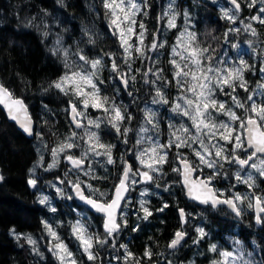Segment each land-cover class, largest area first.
Listing matches in <instances>:
<instances>
[{
	"label": "trees",
	"instance_id": "1",
	"mask_svg": "<svg viewBox=\"0 0 264 264\" xmlns=\"http://www.w3.org/2000/svg\"><path fill=\"white\" fill-rule=\"evenodd\" d=\"M238 2L241 10L236 14V23L232 24L223 18L225 8H232L227 0H179L176 7H171L176 14L177 26L169 31L168 38L164 41L166 46L160 49L164 55L157 66L164 69L167 74L173 72L169 63L172 59L168 54L169 46L175 41V36H180V33L187 29L188 32L195 33L202 48L215 49L211 54L216 60L223 57L233 59V63L239 62L235 52H244L241 59L253 66V70L244 73L249 92L263 84L264 74L260 72V68L264 67L262 52L260 50L255 52V47L253 46V49L251 43L264 47V24L258 21L254 23L255 36L244 31V24L250 17L257 15L258 9L264 4L257 3L255 7L250 8L247 6L250 0ZM106 11L103 0H0V82L16 98L25 102L35 121L34 137L28 138L17 130L15 124L8 121L0 109V169L4 177L0 183V264H59L46 249L50 243V236L44 227L45 223L57 231L60 240L73 253L77 264H135V259L124 261L125 252L120 247L121 244L127 245L128 251L134 258L139 259L140 264H212L218 257L216 253L209 251L210 246L215 244L220 251H233L234 247L230 244L232 239L241 241L246 252L248 249L253 251L251 257H247L245 253L244 258L246 257L252 264H264V223L257 224L255 212L247 207V201L240 205L243 209L240 217H236L224 207L206 210L203 213H197V208L190 209L183 196L181 176L172 171L174 167H178L174 157L169 164L164 165L161 178L156 179L155 183L148 184L146 195L139 194L136 187L130 189L128 202L123 208L127 225L122 228L115 241L109 239L103 246L94 243L92 251L97 256L94 261L88 259L80 241L70 231L64 233L60 230L64 223L65 228H69V218L64 219L61 216L60 220L58 211L53 212L48 204L39 202L44 194H52L55 197L58 193L57 186L62 185L60 180L65 181L63 185L67 187L70 196L72 187L68 181L75 182L78 179L77 172L88 171L89 164L91 174L79 179L82 182L81 186L87 195L91 194L92 189H98L99 192L105 193L101 199H108L113 194V186L121 175L122 161H129L133 169L136 167L133 152L128 149L134 150L138 130L143 123L141 113L142 103L145 101L142 92L143 81L142 76H137L135 88L129 89L136 97L134 102L133 97H129L115 80V74L110 70L111 61L105 54L115 53L117 62L122 63L120 55L123 49L118 36L113 35V29L109 27L110 19L106 16ZM150 14L151 18L156 15L158 17L156 8H152ZM146 18L148 15L144 19ZM30 19L39 27L27 25ZM235 27L241 31L238 34H230L228 37L230 42L225 43L224 33ZM45 31L49 33L47 37L43 35ZM58 37L62 47L68 49L70 61L83 64L77 56L71 55L77 51H82L89 59L102 58L104 68L100 73V79L104 83L99 85L101 95L108 96L110 101L114 100L133 116L131 122L125 121L121 125V131L125 127L132 129L128 134V144H124L123 137L118 136L106 123L95 130L99 133L102 143L115 146L112 149L114 164H107L106 157L98 156L86 160L82 170L72 169L65 161H62L58 168L48 169V165L52 164V150L73 131L77 134L84 131L76 129L70 119L69 101L76 102L74 98L55 87H50L68 71L64 67L63 54L56 56L50 51ZM90 39L93 42H89ZM146 42L151 43V40ZM232 44L238 47L233 48ZM140 65L143 68L141 60L136 59L132 64L133 70ZM117 88L120 90L117 91ZM225 91L229 89L226 88ZM237 94L243 100L248 92L237 88ZM217 98L228 101L229 106L231 105L230 97L217 93ZM148 99L150 102L151 96H148ZM158 111L161 116L159 139L165 143L170 134L165 118L168 113ZM237 112L244 113L240 109H237ZM93 114L95 119L102 116L100 111H93ZM218 118L227 119L224 116ZM171 122L190 125L187 118L179 116H173ZM77 142L80 147L72 154L79 157V151L85 142L79 138ZM228 148L230 150L231 145H228ZM183 153L190 161L196 162L191 149H184ZM225 170L232 175L236 167L225 165ZM210 173L211 170L207 168L199 172L204 177ZM255 177L256 188L253 191L264 196V177H259L258 174ZM30 178L37 180V187L34 190L28 184ZM212 182L216 190L226 194L230 184L235 183L220 176ZM88 184L92 185V189L86 187ZM232 191L251 194L243 184H237ZM141 201H147L145 206L152 212L148 219H143ZM165 205L167 207H164ZM179 209L195 211L197 214L192 212V218H196L197 227L203 228L207 235L197 244L194 243L198 239L196 232L191 242L171 251L168 245L174 234L178 230H184ZM93 217L91 224L94 234L103 237L105 233L101 216ZM13 229L16 234H21V239L17 240L12 234ZM26 236L36 240L35 247L39 250V255L33 251V246L27 243L24 238ZM113 243L115 248L112 247ZM146 249L152 252L151 259L144 256Z\"/></svg>",
	"mask_w": 264,
	"mask_h": 264
},
{
	"label": "snow or ice",
	"instance_id": "2",
	"mask_svg": "<svg viewBox=\"0 0 264 264\" xmlns=\"http://www.w3.org/2000/svg\"><path fill=\"white\" fill-rule=\"evenodd\" d=\"M229 2L233 7L223 11V18L235 24L236 14L240 11V2L238 0H229ZM257 3L264 4V0H250L247 6L255 7ZM103 6L107 10L106 16L110 19L109 27L113 29V35H118L120 46L123 49L122 63L117 62L115 53L105 54L111 61L110 70L115 74V80L130 97H133L135 102L136 97L133 91L129 89L135 88L137 77L133 72L139 73L141 69L133 70L132 64L136 59L141 60L142 64L144 61H150L152 66H144L142 81L143 84L150 85L155 91L151 103L154 105L169 104L163 89L174 82L178 89V95L172 102L171 112L175 116L187 118L191 123L190 125L183 122L177 124L170 120L168 125L169 138L165 143H161L158 134L157 113L146 106L143 109V123L139 127L135 141L137 150L128 149V151L133 152L140 167L134 170L128 161H122V172L118 182L113 186V194L110 198L101 199L105 193L99 192L98 189H92L90 184L86 187L92 189L91 194L85 195V189L82 188V182L79 179L75 182L68 181L80 200L104 215L103 229L105 235L103 237L89 234L79 221L72 226L73 234L80 241L88 259L94 261L97 258L92 251L94 243L103 246L108 243L109 239L115 241L122 228L127 225L123 211L128 202L126 194L132 186L138 183H155L163 165L168 163L169 150L173 147L177 150L174 160L178 167H174L172 171L182 177V183L192 199L203 204L210 203L214 208L217 205L225 204L236 216L242 215L243 209L240 205L247 201V207L255 212L256 222L258 224L264 223V215H262L264 214V196L253 191L256 188V177L252 171H247L248 169L254 170L259 177H264V84L258 85L256 89L249 92L248 82L244 77V73L253 70V66L244 59L239 60L238 66H228V62L223 57L216 60L215 56L211 54L215 52V49L202 48L197 42L195 33L185 29L180 33L176 45L171 50L172 59L169 63L173 66L174 71L173 79L169 81L162 75L163 69L154 67L156 59L159 57V50L165 47V42L159 40L157 36L159 30L152 33L153 39L148 45L144 44L147 29L142 21L138 25L140 31H136V16L142 12V8L150 7L147 0H141L140 3H137V0H103ZM261 14H264V6L258 9V14L252 16L251 20L264 24V16ZM143 15L147 16V12L143 11ZM164 17L168 18V28L176 27V14L171 5L169 11L163 13L158 19ZM27 25L39 27L33 23L32 19L27 21ZM44 26L47 27L46 24ZM240 31L241 29L238 27L229 28L224 33L225 43L230 42L228 40L230 34H238ZM244 31L250 32L253 36L256 35V30L251 23L244 25ZM43 35L47 37L49 33L45 31ZM133 36L136 37L137 42L135 44L130 42ZM89 42L93 41L90 39ZM231 46L233 48L238 47L236 44ZM50 51L56 56L62 53L64 67L68 69L50 87H55L65 95H71L75 101L79 102L69 101L71 122L75 128L85 129L84 135L79 137V139L84 140L86 145L81 150V155L77 157L72 154H65L64 159L72 165V169L76 170L83 169L85 160L90 154L104 156L107 164H114L112 149L115 146L102 143L99 133L89 129L98 130L102 124L106 123L116 131L118 136L123 137L124 144H128V134L132 129L125 127L121 131V125L125 121L131 122L133 116L127 112L126 108L117 105L114 100L110 101L108 96L101 95L99 85L104 83L100 79V73L104 68L102 58L89 59L82 54V51H77L71 55L77 56L79 61H83V64L70 61V53L68 49L62 47L59 37ZM153 52L156 53L155 59L150 55ZM260 72L264 74V67L260 68ZM150 76L154 79H149ZM226 88L229 91L226 92ZM237 88L248 92L245 99L242 100L239 97ZM119 90L117 88V91ZM217 93L230 97L231 106H229L228 101L219 100ZM0 104L4 105L12 120L17 121L26 133L32 134V121L27 115L24 102L16 98L2 83H0ZM90 107L100 111L102 116L97 119L88 118L86 113ZM236 109L243 110L244 115H237ZM220 116L227 119H219ZM150 133H154V135ZM77 137L78 134L73 131L70 136L52 150L53 163L48 165V169L59 163L58 157L61 153H69L70 150L80 147ZM228 145H231L230 150ZM183 148L191 149L192 154L196 157L195 163L180 151ZM41 159L43 158L41 157ZM225 165L235 166L234 174L229 175L225 170ZM205 168L211 170L210 175L192 179L193 173L203 172ZM90 170L91 164H89V170L85 171L84 174L90 175ZM218 176L235 181V183L230 184L227 195L225 192L212 187V181ZM3 179L4 177L0 175V180ZM60 183L63 184L65 181L60 180ZM28 184L36 187L37 180L30 178ZM237 184L246 185L251 194L232 191ZM57 192L63 195L61 189L57 188ZM141 195H146V192H141ZM47 200V196H42L39 202L44 204ZM146 203L147 201L140 202V209L144 213L143 219H148L152 215L149 208L145 206ZM51 211L55 212L56 209L52 208ZM179 214L181 221L186 223L187 214L184 209H179ZM44 227L49 236L52 237L49 251L56 256L60 264H77L73 253L60 240L53 228L47 223L44 224ZM196 232L198 239L194 243L198 244L207 234L203 228H197ZM12 234L17 240L21 239V234H16L14 229ZM185 236L186 232L178 230L168 247L176 249L181 245ZM24 238L28 244L33 246V251L39 255V250L35 247L36 240L31 236ZM235 243L240 244L239 241ZM112 247L115 248V243L112 244ZM120 247L125 250L123 257L125 262L135 259V264H140L139 259L134 258L133 254L128 251L127 245L121 244ZM209 251L216 253L218 257L212 261V264H252L250 260L244 258L245 254L240 248L236 251H220L217 245L213 244ZM247 255L251 257L252 253L249 252ZM144 256L151 259L152 252L146 249Z\"/></svg>",
	"mask_w": 264,
	"mask_h": 264
},
{
	"label": "rangeland",
	"instance_id": "3",
	"mask_svg": "<svg viewBox=\"0 0 264 264\" xmlns=\"http://www.w3.org/2000/svg\"><path fill=\"white\" fill-rule=\"evenodd\" d=\"M140 2H141V0H140ZM140 2H138L137 1V3H140ZM159 0H157V3L159 4ZM221 4V1H219L218 2V5H220ZM262 6H264V5H262ZM229 9H231V8H225V10H229ZM143 11H146L147 12V15H148V12H149V7H147V8H142V12L140 13V14H138L137 16H136V20H137V23H138V19L140 18V22L142 21V22H144V18L146 17L145 15H143ZM262 16H264V14H262ZM156 18H157V16H155L154 17V19L156 20ZM168 19V18H167ZM167 22V21H166ZM176 22V21H175ZM253 22V23H252ZM248 23H251L252 24V26L254 27V23H256V21H253V20H251V17H250V19H248V22L246 23V24H248ZM176 24V23H175ZM244 24V23H243ZM245 25V24H244ZM176 26H177V24H176ZM158 28V25L156 26V29ZM156 29H155V31H156ZM170 29H174V28H169L168 30L170 31ZM118 36V35H117ZM179 36H175V41H173L171 44H170V46H169V48H170V52H168V54H169V57L170 58H172V54H171V50H172V47L173 46H175L176 45V43H177V38H178ZM134 38H135V36H133L132 38H131V43H136V41H134ZM165 46H166V43H165ZM251 46H252V48H253V46L255 47V49L254 50H256L255 52H258L257 50H260V52H262V57H263V62H264V47H262V46H260L259 44H257L256 43V45L255 44H253V43H251ZM239 50H241V47L239 48ZM236 53V56H238L239 57V60L242 58L241 56H242V54H244V52H235ZM150 55H152L153 56V58L155 59L156 58V53L155 52H153V53H150ZM163 55H164V52H160L159 51V57H158V59H156V63H155V65H154V67L156 68V66H157V63H159V61H160V59L163 57ZM122 57H123V53L120 55V58L122 59ZM226 62H228V66H232V65H236V66H238V62H234L233 63V59H224ZM145 62H147V63H145ZM145 65H148V66H152L151 65V62L150 61H144L143 62V68H142V66L140 65V66H138V67H134V70L135 69H137V68H139V69H141V71L139 72V73H137V72H133L135 75H136V77L137 76H142V73H143V71H144V66ZM223 66V65H222ZM172 68H173V66H172ZM173 71H174V69H173ZM172 74H173V72H169L168 74H167V72L163 69V72H162V75L164 76V78L165 79H167V80H169V81H172V79H173V77H172ZM149 79H154V77H149ZM143 83V82H142ZM263 84H264V81H263ZM175 85V83L173 82V85H168L167 87H165L164 89H163V91L165 92V95H166V97L168 98V100H169V104H167V105H163V109H164V111L166 112V113H168V116H166V117H168L167 118V124L169 125V122H170V120H172V118H173V116H175V114H173L172 112H171V106H172V102L175 100V98H176V96L178 95V89L176 88V86H174ZM174 86V87H173ZM143 96H144V99H145V101L142 103L143 105H142V114H143V109L147 106L148 108H151V109H153L154 111H156V113H157V120L159 121V124H160V119H161V116H160V113H159V111H158V108H160V106L161 105H154V104H152L151 103V101L149 102V99H148V96H151V100H152V97H153V95H155V91H154V89L150 86V85H145V84H143ZM74 98V97H73ZM74 100H75V98H74ZM77 103H79L78 101H76ZM164 106H167L166 108V110H165V107ZM231 106V105H230ZM69 108V107H68ZM93 111H97V110H94V109H92L91 107L90 108H88L87 109V113H86V115H87V117L88 118H90V119H95V116H94V114H93ZM69 112H70V110H69ZM98 112V111H97ZM163 112V111H162ZM236 112H237V109H236ZM237 115H240V116H243L244 115V113H242V114H238V112H237ZM162 116H164V115H162ZM165 117V118H166ZM85 123H86V121H85ZM191 123V122H190ZM77 129V128H76ZM81 129H83V128H81ZM80 129V130H81ZM79 130V129H78ZM90 131H95L96 129H89ZM164 130H160V132H163ZM167 131V130H166ZM84 132H85V129H84V131H82V132H80L79 134H78V137L77 138H79L80 136H83L84 135ZM169 133V132H168ZM150 134H153L154 135V133H150ZM159 134V133H158ZM162 134V133H161ZM160 134V135H161ZM81 140V139H80ZM160 140V139H159ZM160 142H161V140H160ZM162 143V142H161ZM85 147H86V145H84ZM84 146H83V148H84ZM82 148V149H83ZM81 149V150H82ZM184 149H187V150H190V149H188V148H183V149H181L180 151L182 152H184ZM81 150L79 151L80 152V155H81ZM134 150H137V146L135 145V147H134ZM73 151H75L76 152V148H74V149H72V150H70V152L69 153H61L60 154V156L58 157V160H59V163L55 166V167H53V168H51V169H55V168H58L59 166H60V164H61V162L62 161H65V159H64V156H65V154H72V152ZM176 149L173 147L171 150H169V154H168V164H169V162H170V160L171 159H173V157H174V154L176 153ZM172 152H173V154H172ZM131 154V153H130ZM73 155V154H72ZM51 156H52V153H51ZM132 156V155H131ZM130 156V157H131ZM53 157V156H52ZM95 157H98V156H93V155H89L88 156V159H86V160H91V159H94ZM100 157V156H99ZM133 157L135 158V162H136V167L134 168V170L136 169V168H139L140 167V165H139V162L136 160V157H135V155L133 154ZM85 160V161H86ZM52 163H53V158H52ZM164 165H166V164H164ZM164 165H163V167H162V169L164 168ZM50 170V169H49ZM142 170H144V169H142ZM247 171H252V173H253V175L254 176H256L258 173H256L254 170H251V169H248ZM85 172V171H84ZM84 172H77V174H76V178H78V179H81L85 174H84ZM161 173H162V171H161ZM161 173L160 174H158V177H157V179L161 176ZM161 178V177H160ZM137 179H139V177H137ZM37 187V186H36ZM36 187H34V189H36ZM132 187H136V191L137 192H140L139 194H141V192H145L146 190H147V188H148V184H144V183H138V184H136V185H134V186H132ZM57 188H59V189H61L62 190V192H63V195H61L60 193H56L57 195H59V196H61V199L62 200H65V199H67V200H69V192L67 191V187L65 186V185H60V186H57ZM42 196H47L48 197V200L46 201V203H44V204H48V206H49V208H53V206H54V200H55V197L52 195V194H50V195H42ZM77 221H79L86 229H87V232L89 233V234H94V229H92V228H90L88 225H86V223H85V213L84 212H82V211H80L79 209H77V212H76V216H75V221H74V223H73V225H75L76 223H77ZM73 225H71L70 226V228H65V223H64V225H63V227L62 228H60V230L62 231V232H66V231H70L72 234H73V228H72V226ZM55 231V230H54ZM56 233H57V231H55ZM74 235V234H73ZM75 236V235H74ZM60 238V237H59ZM50 243H49V245H48V247L46 248L47 249V251H49V248L51 247V241H52V237H50ZM236 241H239L238 239H232L231 241H230V244H232L233 245V247H234V250L233 251H236L238 248H240L242 251H243V253L245 254L246 253V256L247 257H249L248 255H247V253H252L253 251L252 250H250V249H248V251L246 252V250H245V245L241 242V241H239L240 242V244L239 245H237L235 242ZM65 244V243H64ZM122 250L125 252V250L122 248ZM50 252V251H49ZM46 253V252H45ZM52 253V252H51ZM52 255H53V253H52ZM54 257H55V260H56V262H58L59 264H60V262H59V260L56 258V256L55 255H53ZM44 257V256H43ZM245 259H246V257H245Z\"/></svg>",
	"mask_w": 264,
	"mask_h": 264
},
{
	"label": "flooded vegetation",
	"instance_id": "4",
	"mask_svg": "<svg viewBox=\"0 0 264 264\" xmlns=\"http://www.w3.org/2000/svg\"><path fill=\"white\" fill-rule=\"evenodd\" d=\"M137 1L140 2V0H137ZM159 1L160 2L158 4L157 0H147V2L150 5V7H149V12H148V18L144 19L145 22H143L145 24L146 29H147V32L145 34L144 42H146L148 40L152 41V39H153L152 33L155 31L157 25H158V28L156 30H159L157 32V36L159 37V40L166 41L167 38H168V33H169L168 29L169 28L167 27V22H166L167 18L166 17H164L163 19H158V18L161 17L163 15V13L169 11V6L170 5H171V7H176L178 5L179 0H159ZM152 8H156V10H157L158 17L156 18V20L154 18H151V14L150 13H151V9ZM159 13H161V14L159 15ZM139 20H140V18L138 19V23H137V26H136V31L137 32L140 31L139 26H138L139 23H140ZM134 41H136V37L134 38ZM148 44H150V42ZM148 44L146 42V45H148ZM156 68H159V67L156 66ZM164 107H165V110H166L167 106H164ZM158 110H160L161 112L164 111L163 105H161L160 108H158ZM167 118L168 117H166V124H167ZM200 175L201 174H199V172H197L195 178H197ZM180 185H181V188L183 190V196L186 199L187 206L190 207V209L191 208H197V213H203L206 210H218L219 208H222V207L226 208L225 206H218V207L214 208V207L211 206L210 203L207 204L206 206L197 205L194 201H189L186 198L185 191H184L183 186H182V179H181ZM212 185H213V182H212ZM213 187H214V185H213ZM263 187H264V185H263ZM31 188L34 190V187L31 186ZM214 189H215V187H214ZM70 197H71V199H69V200H67V199L62 200L61 196H59L57 194L55 195V200H54V206L53 207L56 209V211H58V214L60 216V220H61V216L64 219H66V217L69 218L68 221H69V228H70V226L73 225V223L75 221V216H76L77 209H79L80 211L85 213V223H86V225H88L90 228L94 229L92 224H91V220H92V218H94L93 216H100V215H95L90 210H88L86 207L78 204V202L76 201V199L74 197L73 189H72V192L70 194ZM192 212L197 214L195 211H190V212L189 211H185V213L187 214V216H186L187 222L185 223V222L181 221L183 226H184V228H183L184 230H181V231H184L187 234V239L182 244H188L189 242H191V240L193 238V235L196 233V229L198 228L197 227L198 225L196 224V222H197L196 218H194V217L192 218ZM262 215H264V214H262ZM100 220L104 222V217L101 216ZM261 224L262 223H260L258 225H261Z\"/></svg>",
	"mask_w": 264,
	"mask_h": 264
},
{
	"label": "water",
	"instance_id": "5",
	"mask_svg": "<svg viewBox=\"0 0 264 264\" xmlns=\"http://www.w3.org/2000/svg\"><path fill=\"white\" fill-rule=\"evenodd\" d=\"M227 2L230 4L229 0H227ZM230 5H231V4H230ZM231 6H232V5H231ZM232 7H233V6H232ZM240 10H241V5H240ZM0 83H1V82H0ZM18 99H20V98H18ZM21 100H22V99H21ZM22 101H23V100H22ZM23 102H24V101H23ZM24 105H25L26 108H27V115L31 118V121H32V125H31V127H32V134H31V135H29L28 133H26V132L24 131V129L21 127V125H20L17 121L12 120V119L9 117L8 112H7V109L4 107L3 104H0V109H1L2 112L5 114V116H6V118L8 119V121H9L10 123L15 124V126L17 127V130H18L19 132H21L22 134H24V135H25L26 137H28V138H33V137H34V133H35V121H34L32 115H31V113H30L29 108H28L27 105L25 104V102H24ZM70 119H71V117H70ZM79 130H80V129H79ZM129 156H131V154H129ZM65 162H66L70 167H72V165H71L68 161L65 160ZM128 163H130V162L128 161ZM130 164H131V163H130ZM85 165H86V163H84L83 168L85 167ZM75 170H76V169H75ZM196 173H197V172H195V173L192 174V179L204 178L203 175H200V176H198L197 178H195ZM0 175H2L1 169H0ZM181 179H182V177H181ZM2 181H3V180H0V183H2ZM182 186H183V189H184V191H185V196H186V198H187L189 201H194L197 205H200V206H206V205H207V204L200 203L198 200H194V199H192V198L188 195V190H187L186 187H184L183 183H182ZM212 187H213V185H212ZM82 188H83V187H82ZM213 188H214V187H213ZM129 192H130V190H129ZM129 192L126 194L127 197H128V195H129ZM73 194H74V197H75L76 201L78 202V204H80V205L86 207V208H87L88 210H90L93 214H95V215H100V216H103V217H104V215H103L102 213L97 212V211H96L94 208H92L90 205H88V204H86L84 201L80 200L79 197L76 196V194H75L74 191H73ZM85 195H86V193H85ZM122 203H123V202H122ZM218 206H225L230 212H232V213L236 216V214H235V213H234V212H233V211H232L227 205H225V204H220V205H217L216 207H218ZM236 217H240V216H236ZM186 239H187V234H186V236L184 237V240L181 241V245H182V243H183ZM181 245H179L176 249H171V248H169V249H170L171 251H175V250H177Z\"/></svg>",
	"mask_w": 264,
	"mask_h": 264
}]
</instances>
